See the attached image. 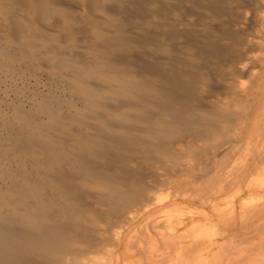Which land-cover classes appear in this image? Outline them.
Segmentation results:
<instances>
[{
	"label": "rangeland",
	"instance_id": "rangeland-1",
	"mask_svg": "<svg viewBox=\"0 0 264 264\" xmlns=\"http://www.w3.org/2000/svg\"><path fill=\"white\" fill-rule=\"evenodd\" d=\"M191 2L193 10L181 9L183 16L192 14L191 22L185 20L184 30L179 29L177 37L170 35L168 41L163 40L170 50L167 63L160 59L161 49L146 53L142 38L129 41L140 53L132 50L130 68L134 75L159 91L152 97L149 92L142 96V101L152 102L150 107L156 110L143 109L142 116L136 118L137 126L129 130L130 136L106 129V119L95 113L90 118L83 115V92L76 86L79 83L61 75L58 69L37 64L31 50L24 52L16 41L12 42L0 20V220L22 225L26 216L20 208L29 201L31 185L47 187L52 179L39 166L44 161L50 167H64L59 172L55 169L54 175L75 180L76 189L91 205L88 210L99 213L95 216L86 209L83 223L67 222L69 248L83 245L88 235L85 228L97 230L93 236L107 244L98 248L95 257L84 259V264H153L141 248L145 249L151 240L160 242L162 236L167 239L160 248L167 252L162 264H192V252L205 250L218 234L228 235V242L234 246L214 264H238L244 252V264H264V0ZM132 8L136 9L128 11L123 21L130 27L140 25L143 13L141 3ZM1 13L0 9V17ZM109 17L104 20L106 24ZM184 50L187 60L179 56ZM147 54L151 57L145 59ZM242 61L248 64L245 74L238 71ZM202 83L207 85L205 93L199 88ZM42 99L53 100L55 109L63 107L58 110L62 118L73 117L70 122L74 124L65 128L66 133L62 127H48L52 118L35 107ZM18 108L35 114L43 128L33 127L16 115L12 110ZM161 113L165 119L159 116ZM161 118L166 120L164 126L159 125ZM64 121L66 125L69 119ZM95 133L97 138L107 140L100 151L84 147L81 152L75 148L66 157L58 154L55 145L66 142L64 146L69 150L67 142L93 138ZM94 174L124 181L131 188L130 198L135 199L143 197L148 181L156 180L160 184L157 198L147 201L141 211H130L128 217L116 207L119 214L114 220L109 216L107 191L90 189ZM107 218L113 221L112 229L104 224ZM158 224L164 228L162 231H156ZM28 250L22 248L15 259L28 264L69 263L63 255L59 260ZM3 260L7 264L14 261L9 257ZM196 261L211 264L204 254Z\"/></svg>",
	"mask_w": 264,
	"mask_h": 264
},
{
	"label": "bare ground",
	"instance_id": "bare-ground-1",
	"mask_svg": "<svg viewBox=\"0 0 264 264\" xmlns=\"http://www.w3.org/2000/svg\"><path fill=\"white\" fill-rule=\"evenodd\" d=\"M122 1L123 0H0V9L1 12L4 13L1 15L0 20L5 27L4 29H1L10 33V38L13 40L12 42L15 43L16 41L24 52L31 50L35 56V58H32L38 60H35L36 63L38 62L41 66L49 69H58V72L61 75H64L67 78L72 77L75 79L73 81L79 83L76 84V86L79 85L83 92L84 98L81 100L84 110L83 115H87L90 118L93 115L92 113H95L102 120L106 119V129L113 128L114 133L124 132L123 135L130 136L132 131L129 133V130L134 125L137 126L138 121L136 118L139 114L142 116L143 109L147 112H154L156 110L150 107L152 102L149 103L145 99L142 101V96H147L148 94H145L149 92L151 95L149 97H152V94H156L159 91L156 87L150 88V84H148L149 86L147 87V85L141 83L137 76L134 75L130 68V61L132 58V50L136 51L138 48L133 47L129 41L136 37L137 39L142 38L144 41L143 52L150 53L156 48L161 49V51L159 50L160 56L162 57L160 59H162L164 63H167L166 61L170 58V52H168L170 50L167 49L165 41L163 43V40L167 39V36L170 35L177 37L178 33L176 32H179V29L184 30L185 20L190 21L192 14L190 15L187 11L189 15L183 16L181 9L187 8L191 11L193 10V7L191 0ZM138 3L143 5V9H141L143 12L140 21L141 26L139 23H136L137 26L132 27L128 26L126 23L123 24L126 13L135 10L136 8L132 7H137ZM110 15L111 17H109ZM107 17H109V20H107L106 24L104 20L107 19ZM123 25L127 28L123 27ZM171 27H173L174 30H172ZM165 30H172L174 33H172V31L163 33ZM139 50L141 51L142 49ZM184 51V55L179 54V56L185 58L186 50ZM137 53L139 52L137 51ZM149 57H151L149 54L145 55V59H148ZM248 57L250 56L248 55ZM248 57H244L243 60H246ZM245 62L242 61L238 64V71L240 73H244L248 69V64ZM151 68L150 65L149 69ZM41 69L43 68L41 67ZM240 85L238 84V88H243V86L241 85L240 87ZM199 88L202 93L207 91V85L204 83H202ZM242 88L240 90H242ZM161 96L163 95L161 94ZM80 99H82V97H80ZM53 104V100L42 99L41 103H37L35 107L38 106L36 108H41V112H46L48 117L57 119L53 120V122L52 119H50V125H48L49 128L58 130V128L62 127L64 133H66L65 128L68 125L70 126L71 124H74L70 122L73 117L69 118L64 116L62 118V116H60V111L58 112V110H62L63 107L60 108L59 106L60 109H55ZM12 111L16 112V115H19L20 118L27 121L29 125L36 128L38 127V129L43 128L41 126L39 127V124L42 123L37 120L38 118L36 116L37 119L34 118L35 114L24 113L25 111L22 108ZM159 116L164 118L162 113ZM110 117L116 118L113 120L110 119ZM64 119H69L68 124L66 123L65 125ZM164 119L161 118V122L159 123L160 126L166 124V120ZM152 121L155 122V119ZM97 122L100 124L99 121ZM150 123L151 122H149V124ZM177 130L179 131V129ZM94 135L93 138H81L78 140H75L74 138L70 143L67 142L69 150L64 146L66 142H62L63 145H55L58 154L66 157L69 153H73L75 148L81 152L84 150V147L100 151L105 145L102 142L107 140L97 138L96 133ZM73 137H75L74 132ZM41 138H39V140H41ZM125 139L129 140L126 137ZM76 143L77 145L75 147L74 145ZM122 144L124 145L125 143ZM39 166L43 168V170H47V175H50L52 179L48 182L49 186L47 187L41 185L36 187L34 184V186L31 185L29 193L31 198L28 196L27 198H29V201L26 203L24 202L25 204L20 208V211H23L26 216V218L20 222L22 225H15L16 223L12 219L13 222L10 224L0 220V264H7V260H3L6 257L14 259L13 262L11 261L8 264H28L27 262H23V259L21 261L17 260L19 258L15 259L22 248L31 251H38L43 255H53L52 257L55 258L63 255L65 256L64 260L69 262L68 264H84V259L86 260V258L94 256L100 251L98 248H102L107 244L103 239L96 238L95 235L93 236V232L97 230L85 228L88 235L83 242V245L78 249H74L75 247L69 248L70 241L68 240L69 231L67 229V222L71 220L79 225L80 223H83V213L86 209L88 212L95 214V216H99V213L94 209H91V211L88 210L91 205H87V202L82 198L80 193L81 190L76 189L78 186L75 185V180L61 178L62 176L59 178L54 175V172H56L54 171L55 169L60 171L64 167L55 164H52L50 167L44 161H40ZM4 173L7 174L8 172ZM260 174H263V171H261ZM63 175L66 174L63 173ZM90 179V185H92V187L88 186L90 189L97 191L104 189L109 194L107 199L110 201L108 207L110 213L109 216L114 218V220L119 214L116 207H121L120 210L125 211L127 217L132 210L136 212L143 210L147 201L157 198L156 191L160 185L156 180L148 181V188H145V194L143 197L135 199L130 198L132 196H129L131 188H127V186H125L126 183L123 181L124 184L122 181L117 180L116 177L113 178L94 174ZM34 197L35 199H33ZM103 221L104 224L107 223L108 226H110V229H112L113 221H108V218ZM81 225L83 226V224ZM103 231L106 233L105 230ZM113 235L114 234H112V237ZM78 236L81 237V235ZM59 260H61V257H59Z\"/></svg>",
	"mask_w": 264,
	"mask_h": 264
},
{
	"label": "crops",
	"instance_id": "crops-1",
	"mask_svg": "<svg viewBox=\"0 0 264 264\" xmlns=\"http://www.w3.org/2000/svg\"><path fill=\"white\" fill-rule=\"evenodd\" d=\"M155 229L156 231H162L164 228L158 224ZM158 233H161V232H158ZM162 237L163 238L160 240V242L157 240H154V241L151 240L145 249L143 246L141 248L142 250L141 252L143 253V256L148 261H150V263L162 264L166 260L167 252H164V250H161L160 248H161V245L164 243V241L166 243L167 239L164 236ZM232 246H234V244L228 242V235L218 234L206 244L205 250L198 251L196 254L195 252L194 253L192 252L190 259L192 261V264H196L197 263L196 260H198V258L200 259V256L204 254L205 258H207L211 264H214L216 261L218 262L219 259H221V255L223 254V252L229 251V248H231ZM169 248L170 246L168 247V249ZM245 254H246L245 252L241 254L243 257L240 258L238 264H244V262L242 261H245V262L247 261V260H244L245 259L244 257L246 256ZM170 263L176 264L177 262L171 261ZM125 264H132V262L129 261L128 263H125ZM229 264H234V262H231Z\"/></svg>",
	"mask_w": 264,
	"mask_h": 264
}]
</instances>
